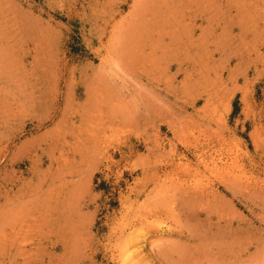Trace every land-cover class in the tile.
Instances as JSON below:
<instances>
[{"label": "rangeland", "instance_id": "374dc122", "mask_svg": "<svg viewBox=\"0 0 264 264\" xmlns=\"http://www.w3.org/2000/svg\"><path fill=\"white\" fill-rule=\"evenodd\" d=\"M222 1L0 0V264H264V0ZM217 19L231 48L181 49ZM163 38L140 77L115 67ZM99 102L142 116L79 120ZM222 136L227 170L164 169ZM185 178L214 194L185 202Z\"/></svg>", "mask_w": 264, "mask_h": 264}, {"label": "bare ground", "instance_id": "6f19581e", "mask_svg": "<svg viewBox=\"0 0 264 264\" xmlns=\"http://www.w3.org/2000/svg\"><path fill=\"white\" fill-rule=\"evenodd\" d=\"M219 3H221V2H219ZM222 3H225V4L227 3V5L225 6L226 10H224L225 11L224 13L230 14V8L227 7V6H229L228 3H230L229 0H223ZM227 18H228V16H227ZM206 20L204 19V21H206ZM215 21H216L215 22L216 24H214V25H215V28H217V29L220 30V33L219 34H216V31L214 30L213 32L216 35L215 34L214 35L213 34H210L208 36V35H205V34H208V32L210 30H208V31L206 30L207 33L206 32L204 34L201 33V35L199 36V39L196 40V41H194V40H192L193 39V36H194V33L193 32L188 33V34H186V36H185L186 39L184 41H183V38L181 37V49H183V50L184 49H187V50L188 49H190V50L191 49H195L194 52H197L199 54H202L203 52L204 53L205 52H208L209 49H210V47H214V46L215 47H218V48H231L236 43L234 41L235 40V37L232 36V34H233L232 32H231V34H229L230 32L228 33L229 34V37H226V38H228L227 40L224 38L225 40L221 41L220 43L219 42H216V40L218 38H221L222 39V37H225V32L228 29V26H227V23H226L227 21L220 20V19H217ZM240 21H242V20H240ZM196 24H197L196 22H191L190 24L186 25L184 28H187L188 27L191 30H195L196 29ZM244 24H246V23H244ZM202 25H203V23L201 21V24L198 26V28L199 29H202ZM210 25L211 24H208L209 27H210ZM246 30L247 29L245 27H242L241 26V30H240L241 36H243V37L244 36H247V31ZM241 38H239L241 41H243V40L246 39V37H244L242 39ZM168 41L170 43L174 44V48L175 47H178L177 37L168 39ZM201 41H203V43ZM135 42H137V41H135ZM137 43L138 44L133 43L134 46H128V47H126V49H125V50H127V52H125L126 53L125 54L126 57L124 56L122 58V62L121 63L118 60H117V62H119V63H116L115 62V67L120 70L119 72H122L123 74H125V75H127L129 77H134V78H138V77H140L139 75L141 73L144 74L146 72V69H147L146 66L148 64L144 61V60H147V57L144 56L145 55V50L150 49L151 52L155 53L156 52V48L155 47L158 48V47L161 46V47L166 48V50L168 49L167 47H170V44L166 43L164 38L162 40L158 41L157 43H154V41L151 40V39H148V40L147 39H139V41ZM154 44H156V45H154ZM131 49H132V52H130ZM164 53H165V51H164ZM141 58H142V60H141ZM244 60L245 59H244L243 56H240L239 59H238L239 63L243 62ZM113 66H114V64H113ZM109 68L111 69V67H109ZM181 70H182V68H181ZM147 72H148V69H147ZM111 77H113V76H111ZM112 93H113V97H114V92H112ZM86 94H88V90H87V93ZM111 96H112V94H111ZM207 96H209V94H207ZM210 96L208 97V100L207 101L210 100ZM145 104H147V102ZM118 106L119 105L112 103V104H109V106L107 105L105 107V106H103L102 102H99L97 108H94L95 105L92 106V108L95 111H97V114L96 115H92V113L90 114L89 113V111H90L89 109L88 110H83V112H82L83 114L80 116L79 120L80 121L93 120L95 122L98 121L99 123H97L96 125H99V128L100 129H101L100 126H102V128H103L104 126L108 125L110 123V120L111 119H112V121L113 120H116L117 122H121V123H130V124H134V123L137 124L138 123L139 117H141L142 115L139 116V114H138V116H139L138 117L137 114H133V112L131 111V109H128V107H126L125 109H122V108H120ZM136 107H138V105ZM146 107H149V106L147 105ZM149 108L152 111L153 108H151V107H149ZM150 109H148V111ZM149 113L150 112H148V114ZM109 115H110V117H109ZM144 115H145V113H144ZM103 119H105L106 121H104ZM101 121H103V122H101ZM201 121L205 125L206 124L207 125H209V124L211 125V123H212V120L208 119L207 117H203L201 119ZM171 127L173 128L174 126H171ZM76 128H77V130H79V127H76ZM98 132H100V130ZM72 139L77 142L78 138L76 136V133L72 134ZM221 141H223V136H222V140H220V139L215 140V141L213 140V141H211V142H209L207 144H198V145H196L194 147L186 146L184 148V150L181 152L180 155L177 154L176 152L172 155L171 159L167 163L168 165L165 166L164 169H167L168 167L175 168V167L181 165L182 174H183L184 177H187V178H191L192 175H196L197 176V175L205 174L207 172L208 173L214 172L216 170L225 171L229 167V159L227 157L226 152H224V148L221 147L222 146V142ZM79 155L82 157L83 154L82 155L79 154ZM83 156H85V155H83ZM173 156H176V158H174ZM189 156L193 157L194 158V161L189 160ZM176 159L179 160V161H181V163L180 162H176ZM183 160L185 161V163H184ZM187 178H185L184 180H182L183 183L181 184V196L183 197V199H184L185 202L187 200L189 202H191V201H197V202L199 201V202H201V201L207 199L208 197H210L211 195L214 194L215 189H216L215 187L217 185L214 184L215 185V187H214L212 184H209V185H205L204 187H201V188L200 187H198V188L193 187L191 189ZM221 181L223 182L224 187L226 185V187L228 189H230V191H233V192H235V190H237V192H238V190H241L242 191V190L246 189L241 184H239L237 187H232L231 186L232 182L230 180H228V178H226V177H225L224 180L222 178ZM240 181H242V180H240ZM216 191H218V190H216ZM237 194H240V193L238 192ZM129 257H130V255L127 254L124 257V260H127ZM223 264H224V262H223Z\"/></svg>", "mask_w": 264, "mask_h": 264}]
</instances>
